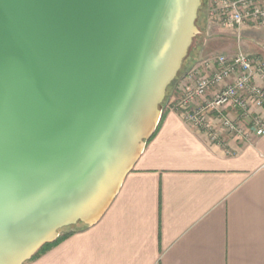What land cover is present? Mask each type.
<instances>
[{"label": "water", "instance_id": "1", "mask_svg": "<svg viewBox=\"0 0 264 264\" xmlns=\"http://www.w3.org/2000/svg\"><path fill=\"white\" fill-rule=\"evenodd\" d=\"M202 0H0V264L103 215L162 117Z\"/></svg>", "mask_w": 264, "mask_h": 264}, {"label": "crops", "instance_id": "2", "mask_svg": "<svg viewBox=\"0 0 264 264\" xmlns=\"http://www.w3.org/2000/svg\"><path fill=\"white\" fill-rule=\"evenodd\" d=\"M213 23L221 53L264 59L263 26L249 22L237 32ZM178 100L166 103L98 221L63 229L61 241L25 264H264V135L250 123L264 108L252 106L250 118L229 107L212 113L213 139L184 120ZM222 116L245 135L223 128Z\"/></svg>", "mask_w": 264, "mask_h": 264}, {"label": "built area", "instance_id": "3", "mask_svg": "<svg viewBox=\"0 0 264 264\" xmlns=\"http://www.w3.org/2000/svg\"><path fill=\"white\" fill-rule=\"evenodd\" d=\"M210 21L237 32L249 22L264 27V0H217ZM183 81L176 109L186 122L207 131L213 139L219 137L210 118L212 113L229 107L250 118L252 106L264 108V59L243 50L205 58L188 70ZM219 120L223 128L240 137L245 135V129L229 118L222 116ZM252 121V132L264 135V118Z\"/></svg>", "mask_w": 264, "mask_h": 264}, {"label": "rangeland", "instance_id": "4", "mask_svg": "<svg viewBox=\"0 0 264 264\" xmlns=\"http://www.w3.org/2000/svg\"><path fill=\"white\" fill-rule=\"evenodd\" d=\"M213 1L214 0H211V5L214 4L215 1ZM209 3L210 0H202V6L197 20V26L200 30L201 37L193 44L188 57L184 61L177 83L168 89L167 96L162 105V110L164 111L167 102L172 101L173 98H176V100L178 98L180 99V88L184 83L183 80L188 70L195 65L201 64L205 58L215 56L222 52L221 45L217 43L219 39L216 38V34L219 33V30L216 28L217 26L209 20ZM252 119L253 118H251L250 123L253 125Z\"/></svg>", "mask_w": 264, "mask_h": 264}, {"label": "trees", "instance_id": "5", "mask_svg": "<svg viewBox=\"0 0 264 264\" xmlns=\"http://www.w3.org/2000/svg\"><path fill=\"white\" fill-rule=\"evenodd\" d=\"M180 71H181V70H180ZM179 75H180V72H179L178 76H179ZM178 76H177L176 79L172 82V84L169 86V89H170V87L174 86V85L177 83ZM163 116H164V113H163V115H162V117H161V120H160V122H159V124H158V127H157L156 131L158 130V128H159V126H160V123L162 122ZM156 131H155V133H156ZM155 133L153 134V136L155 135ZM153 136H152V137H153ZM152 137H151V138H152ZM81 224H84V223H81ZM63 238H64V236H59V238H57L55 241L50 242V243H47V244H45L44 246H42V247L40 248V250H39V251H38V252H37V253H36V254H35L30 260L35 259L36 257L39 256L40 253L46 251V250L49 249L51 246H53V245H55L56 243H58L59 241H61Z\"/></svg>", "mask_w": 264, "mask_h": 264}]
</instances>
